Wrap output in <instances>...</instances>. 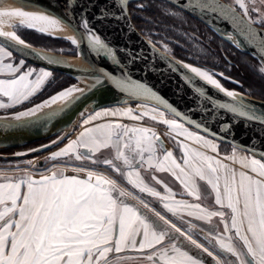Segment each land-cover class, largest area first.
Listing matches in <instances>:
<instances>
[{
    "label": "snow or ice",
    "instance_id": "snow-or-ice-1",
    "mask_svg": "<svg viewBox=\"0 0 264 264\" xmlns=\"http://www.w3.org/2000/svg\"><path fill=\"white\" fill-rule=\"evenodd\" d=\"M186 2L193 10L219 13L224 20H230L237 25L238 33L244 38L245 44L253 47L264 61V33H258L251 27L254 23L264 24V15L253 20L248 15L244 0H237V3L243 9L247 20L237 15L234 9L221 5L218 0ZM29 6L31 5L25 4V7ZM117 6L122 12L125 11L124 0H119ZM253 11L259 12V9L254 8ZM4 18H19L22 26L41 33L54 31L60 23L50 15L20 9L0 10V23ZM81 25L84 28L81 39L86 45L99 57L116 60L121 73L115 75L102 69L95 76L90 89L113 87L120 92L146 97L171 107L147 85L133 80L128 68L121 66L116 59L115 50L97 34L87 19L82 20ZM0 38L15 42L8 46L0 44V73L13 77L0 79V96L7 97L10 101L7 104L0 102V108H7L30 100L52 74L43 69L37 73L31 68L21 72L23 60L16 66L13 63H4L5 58H12L13 51L38 57L41 54L29 53L27 50L30 46L15 31L0 30ZM229 39L236 47H241L239 40L232 41L231 36ZM71 43L76 45L77 40L73 38ZM9 47L13 51H9ZM46 59L51 65L60 63L55 59ZM182 67L193 74L186 77L193 85V91L209 101L213 110L219 107L240 118L264 124V114H256L237 92L223 88L220 81L214 78L215 74L189 64H182ZM260 71L264 72V67ZM17 73L20 74L16 75ZM220 75L223 76L222 73ZM194 79L201 81L204 87L196 86ZM207 86L231 98V102L216 104L206 91ZM77 92L83 94L81 89L75 87L61 90L12 117L15 121L24 123H4L0 127L7 129L41 123L47 125L70 104L80 99H70ZM61 101L64 102L62 107H52ZM152 111L160 116L164 115L158 108L154 107ZM109 115L130 116L133 120H141L147 113L131 115V109L125 112L96 111L83 124L88 125L95 119ZM151 119L156 120V115ZM161 122L177 136L190 140L207 151L180 141L182 155L178 159L173 151L165 148L164 142L150 128L104 123L85 127L77 140L71 141L48 159L57 160L74 155L77 161L90 160L93 164L109 166L140 193L162 201L163 209L172 216L183 220L186 210L188 217L210 225L206 230L200 229L203 234L201 238L209 246L194 238L192 233L198 225L188 221V229L182 230L177 223L151 207L149 202L120 188L116 180L91 170L87 171L86 178H79L66 176L63 171L48 169L51 174H41L40 179H34L31 175L19 179L0 178L7 181L0 182V264H118L119 261L132 259L120 257L119 254L123 252H147L144 258L149 264H206L203 254L211 257L214 264H264V152L257 158L255 149L242 148L248 154L238 156L234 150L230 156L217 158L219 148L214 142L216 133L208 138L207 135L189 131L183 123L175 119H163ZM189 123L194 124L197 129L202 127L195 120ZM207 131L205 128V133ZM62 139L60 137L53 143H59ZM50 146L44 145L42 148ZM105 148L115 150V161L119 163L112 159L102 162L94 159L95 154ZM80 149L84 151H79ZM209 151L215 155H209ZM235 164H239L241 170L238 171L232 166ZM145 165L159 172H171L184 186L187 195L197 201L201 198L199 182H204L215 194V204L231 212L230 222L223 221L224 231L221 233L215 225H211L213 217L224 218L223 211H209L200 203L177 199L176 193L166 185L168 194L162 195L143 181L140 169ZM73 171L80 172L84 169L74 168ZM129 198L137 199L142 208L127 202ZM237 242L240 246H237ZM113 254L115 260L109 259ZM233 257L235 260L231 259Z\"/></svg>",
    "mask_w": 264,
    "mask_h": 264
},
{
    "label": "water",
    "instance_id": "water-1",
    "mask_svg": "<svg viewBox=\"0 0 264 264\" xmlns=\"http://www.w3.org/2000/svg\"><path fill=\"white\" fill-rule=\"evenodd\" d=\"M143 1H162L173 5L206 25L227 43L255 58L264 67V61L261 60L260 54L253 47L247 46L244 38L239 35L237 25L232 24L230 20H224L219 13H201L199 10H193L186 0H124V12L117 6L119 0H0V6L3 2H10L19 6L30 4L31 6L29 7L45 10L71 28L79 39L76 45L73 44L77 47V55L75 56L47 50L32 45L27 41H25L26 44L30 46V49L27 51L29 53L41 54L39 57L34 54L22 55L17 51H13L11 47L8 48L9 51H13V54L34 66L51 72H58L72 78L75 82L68 87H74L84 80L88 81L87 86L82 90L83 94L79 92L71 98L75 100L76 97H80V99L76 100L74 104H70L63 113L47 125L41 123L39 125L7 129L0 127V151L21 148L36 142L48 140V142L41 144L31 151L10 155L8 158L20 159L44 154L64 143L73 133L77 123L89 113L103 108L139 102L153 105L170 113L186 126L210 138L213 133H216L215 140L220 143L239 149H255L257 158H259V154L264 152V124L240 118L219 107H215L213 110L209 101L202 99L193 91V85L186 79V77L193 74L188 69L182 67V64L187 63L162 50L135 26L130 14V4ZM218 2L227 8L234 9L237 15L247 20L230 3L224 0H218ZM84 19H87L97 34L115 50L116 59L120 61L121 66L128 68L133 80L147 85L152 92L166 101L167 105L171 107H167L165 104H160L158 101L146 97H137L127 92H120L113 87L106 86L94 90L90 89V86L94 83L95 76L102 69L115 75H120L121 73L117 67L116 60L110 57H99L81 39V34L84 32L81 21ZM251 27L255 28L258 33H264V28L255 24H252ZM229 36H231L232 41L239 40L241 47H236L230 41ZM60 39L71 42L67 38ZM14 43L13 41H7L6 38H0V44H4L5 46ZM71 57L80 60L83 62V65L69 62L68 58ZM132 57L136 59L132 60ZM46 58L58 60L60 63L58 65H51L47 62ZM194 83L196 86L204 87L198 79H194ZM206 91L213 97L216 104L231 102V98L226 97L223 93H219L217 90L211 88V86H207ZM238 94L256 114H264V100L243 93ZM28 108L0 115V118H2L0 119V124L19 125L24 123L23 121H15L12 117L16 113L25 111ZM173 109H175V112ZM192 120L201 123L202 127L197 129L194 124L189 123ZM205 128L208 129L207 133H205ZM60 137H63V139L59 143H53V141H57ZM44 145L51 146L42 148ZM39 165L44 166V162L40 161ZM205 260L206 264H214L212 258L207 257V255L205 256Z\"/></svg>",
    "mask_w": 264,
    "mask_h": 264
},
{
    "label": "rangeland",
    "instance_id": "rangeland-1",
    "mask_svg": "<svg viewBox=\"0 0 264 264\" xmlns=\"http://www.w3.org/2000/svg\"><path fill=\"white\" fill-rule=\"evenodd\" d=\"M224 1L230 3L231 5L238 7L241 10V12L244 13L243 9H241L239 4L237 3V0H224ZM244 3L248 7V15L253 20H258L261 15H264V0H244ZM156 6L162 12L160 23L159 22L156 23L155 21H153L154 20L153 18H150V19L146 18L147 21L152 22L151 23L152 27L150 28V30H146L147 33L145 36L149 40H151L155 45L160 47L162 50H164L171 56L191 66L199 67L201 69L208 71L209 73L215 74L214 78L218 79L222 87L225 88L226 90H232L238 93L245 94L244 92H241L237 89H231L226 85L228 81L235 82V80H233L232 78L226 75L228 73H233L234 76L238 75L240 76V78H242L245 81L247 80L246 76H250V75L255 76V82L256 81L258 82V79H261L262 77L264 78V72L260 71L262 66L257 60H253L252 58L248 57L249 55L247 54L245 55L244 52L238 50L231 44L224 41L211 29L209 28L207 29L204 25H201L200 23L191 20L190 18L185 16L183 13H181L182 11H177L169 6H164V5H156ZM137 7L145 8V5L141 3V4H137ZM254 8L259 9V12L253 11ZM258 26H260L261 28H264V24L258 23ZM155 28H158V30ZM13 30L24 41H27V40L36 41L38 47L45 48L47 50H51V51L64 54V55H71V56L77 55V47L74 46L70 41L65 40L63 42H60V40H63V39L54 38L52 36H48L46 34L40 33L33 29H28L27 27L20 26L18 24L13 26ZM28 31L34 32L35 36L28 33ZM47 37H51L53 39H59V42L53 41L52 39L47 38ZM221 73L223 74V76L220 75ZM51 74H52L51 77L45 83L42 90L51 81L57 79L58 76L54 72H51ZM254 85L255 87H257L256 84ZM251 86L252 85H250L248 82L245 85L242 84V88L244 89V91H247L248 93L253 92L251 91L253 86L252 87ZM255 92H256V89H255ZM257 94H261V93L257 92ZM125 105L103 108L98 111L100 112H104V111L125 112L128 109H131V115H139L141 113H147V115L143 116V118H146L147 119L146 124H149L151 126H145L143 124L138 126V124H132V127H147L156 133H164V131H162L161 128L158 129L155 126V125H164L161 122L163 119H169V120L175 119L178 122H181L177 118H175L173 115H171L170 113L158 107H155L153 105L139 103V102H133V103L125 104ZM154 107L158 108L160 112L164 113V115L160 116L158 113L153 112L152 109ZM94 113L95 112H91L88 115H86L85 118L80 120L73 130L74 133H72L70 137H76L77 134L82 129L85 128L83 121L93 116ZM0 114H3V113H0ZM153 115H156V120L151 119ZM107 118H116V119H122L125 121L128 120L131 122L141 121V120H133L130 118V116H120V115L116 117L109 115V116H104L99 119H107ZM96 121L97 119H95L93 122H96ZM152 125H154L155 127H153ZM88 126L90 125L88 124ZM164 127H167V130L170 129L167 125H165ZM185 127L190 128L186 125ZM192 132H195L200 135H204L194 129H192ZM170 133L176 138H179L181 141L189 142V145L191 147L195 144L189 140L184 139L183 137L177 136L176 133H174L171 129H170ZM46 142H48V140L43 141V142H36L34 144L24 146L21 148L1 150L0 151V178L11 177L13 179H19L21 177H26L27 175H31L33 178L37 179L41 176L42 172H44L53 163L61 164V165H57V167L63 168V170H66V169L73 170L74 168H83L84 171H89V170L102 171L103 173H105V174L103 173L102 174L108 177L109 179L115 178V176H113V174H110V172H108L106 168L104 169L101 167H95L93 165L85 164V163L84 164L79 163V162L76 163V162L71 161L72 159L64 160L65 158H60L57 160H50L48 159L49 156L46 157L47 155L46 156L44 155L45 153L37 154L35 156H28L25 158L23 157L20 159L8 158V156L10 155H15V154H20V153L31 151ZM214 142L218 145L219 153L221 152V156H222L221 159L225 156H230L234 150L236 151L238 156H243V155L248 154L247 152L242 151L241 149L237 147H234V146L231 147V145L220 143L216 140ZM38 160L43 161L44 166H40ZM225 162L230 163V161H225ZM67 166L69 167L71 166V168ZM232 166L235 167L238 171L241 170L239 164H235ZM108 175H111L113 178L109 177ZM116 175L119 177L115 179L118 182L117 184L120 188L125 189L126 192L131 193L133 196H136L139 199H143L141 197V195H143L145 200L150 203L151 207L159 211L158 207L155 205V201H153V198L147 196V194H141L139 190L131 187L128 183L122 182L124 180L123 178H121V176H119V174L116 173ZM118 179H121V181ZM2 180L3 179H0V181ZM128 202L142 208V206L139 205L137 199L129 198ZM142 210L147 211L146 209H142ZM149 215H151V213H149ZM182 230H187V229L182 228ZM181 239L183 240V238ZM199 242L203 243L201 240H199ZM237 244L239 245L238 242ZM147 254H148L147 252L144 254L137 253V252L120 253L119 254L120 257H131L132 259H125V260L119 261L118 264H149V262L144 258ZM204 256H206V254H204ZM109 259L115 260V254L110 255Z\"/></svg>",
    "mask_w": 264,
    "mask_h": 264
},
{
    "label": "flooded vegetation",
    "instance_id": "flooded-vegetation-1",
    "mask_svg": "<svg viewBox=\"0 0 264 264\" xmlns=\"http://www.w3.org/2000/svg\"><path fill=\"white\" fill-rule=\"evenodd\" d=\"M232 6L235 7L239 12H241V10L238 7H236L234 5H232ZM242 14L244 15V13H242ZM202 25H204V24L202 23ZM255 25L258 26V23H255ZM204 26H206V25H204ZM16 57H18V56H16ZM18 58H20V57H18ZM226 75L229 76L230 78H232L233 80H235V82L234 81L233 82L228 81V83H226V85L229 88L237 89V90H239L241 92H244L247 95L249 94V96L255 97L257 99L264 100V98L261 96V94H257V92H254L253 88L251 89V91H253L252 93H248L247 91H244V89L242 88V84L245 85L246 82H245V80L240 78V76H238V75L234 76L233 73H228ZM146 120H147L146 118H142L141 121H139V122H137V121L136 122H131V121H128V120H126V121L125 120H114V119L109 118V119H105L104 122L105 123H121V124H125V125H127L129 127H132V124H138V126H140L142 124L145 125V126H151L149 124H146ZM152 126L153 127L156 126L158 129L161 128L162 131H164V133H156V132L155 133L157 134V136H159L160 140H162L164 142L165 148L167 150L173 151L174 156H176L179 159L180 156L182 155V149L180 148V144H179V142L181 140L179 138H176L175 136H173L170 133V129L167 130V127H164L165 125H155V126L152 125ZM164 128H166V129H164ZM167 136H169V137H167ZM157 144H159V141H157ZM79 151H84V150L80 149ZM158 155H162V153H158ZM221 157L222 156H221V152H220L219 156L217 158H221ZM94 159L97 160V161H100V162H102L103 160H106V159H112V160H114V162H116L115 161V150L113 148L101 149L99 152H97L95 154ZM64 160H71V161L76 162V163L79 162V163H83V164L84 163L85 164H90V165H93L95 167H101V168H104V169L106 168V170L108 172H110V174L116 175V173L114 171H112L109 166H106V165H103V164H93V163H91L90 160L77 161V160H75L74 155H71L69 157H65ZM116 163H119V162H116ZM158 172L159 171H157L154 168H148L147 165H145L144 168L140 169L141 177H142L143 181L146 184H148L150 186H153V187H156V188H161V189L165 188V185L167 187H171V184L168 181H166L165 179H163V175H161L162 176V178H161V176H159L160 172L159 173ZM153 177H155V179H153ZM121 178H123V180L126 183H128L127 180L123 176H121ZM157 181H160V182L157 183ZM199 184H200V194H201V198H200L199 201L195 200L194 197H191V196L187 195V192L182 193L181 195L177 194L176 198L177 199H183V200H185L188 203H200L202 207L208 209L209 211H223L225 213V216H224L223 219L221 217H213L212 220H211V225H215L218 228L219 232L222 233L224 231L223 221L227 220V221L230 222L231 212H230L229 209L221 208L219 205L215 204V194L211 191L210 188H208V186L204 182H199ZM129 185L131 187H133L131 184H129ZM173 185H174V183H173ZM173 185H172V187H173ZM181 190H183V189H181ZM153 201H155V205L158 207L159 211L162 214L166 215L167 218H169L173 222L177 223V225L179 227H182L184 229H188V227H189V224L187 223L188 221L198 225L197 229H194L192 234L194 235L195 238H198L199 240H201L205 244V246H209L208 243L201 238L203 234L200 233V229L203 228V229L206 230V229H208L210 227V225L206 224L203 221H198L194 217H188L186 215V212H185V214L183 216V220H181L179 217L172 216L171 213H168L165 209H163V205L161 204V202H159V201H157L155 199H153ZM152 203H154V202H152ZM198 233H200V234L197 235ZM237 246H240V245L237 244ZM204 258H205V256H204Z\"/></svg>",
    "mask_w": 264,
    "mask_h": 264
},
{
    "label": "trees",
    "instance_id": "trees-1",
    "mask_svg": "<svg viewBox=\"0 0 264 264\" xmlns=\"http://www.w3.org/2000/svg\"><path fill=\"white\" fill-rule=\"evenodd\" d=\"M141 3H143V5H145V8H138L137 7V4H141ZM141 3H132V4H130V14H131V17L133 19V22H134L135 26L139 29V31L143 35H146V33H147L146 30H150V28L152 27V25H151L152 22L147 21L146 18H148V19L153 18L154 19L153 21H155L156 23H158V22L160 23V20H161V17H162V12L157 8L156 5L169 6V7L173 8V9H175L177 11H181V10L177 9L176 7H174L173 5H171L169 3H166V2H162V1H144V2H141ZM181 13H183L185 16H187L191 20L200 23L199 21H197L194 18L190 17L186 13H184V12H181ZM200 24L202 25V23H200ZM155 29L158 30V28H155ZM28 33L34 35V32H32V31H28ZM47 38H50L53 41L59 42V39H53L51 37H47ZM27 41L30 44H32V45L38 46L36 41H29V40H27ZM63 41H65V40H60V42H63ZM178 50H179V48H178ZM246 54L247 53H245V55ZM247 55H249V54H247ZM248 57L252 58L253 60H256L255 58H253L250 55ZM54 73L58 76L57 79L51 81L30 102L24 104L18 110L30 107V106H32V105L44 100L45 98L55 94L59 90H62L65 87H68L69 85H71V83L75 82L72 78H70L68 76L60 74L58 72H54ZM246 79L247 80L245 82L246 83L248 82L250 85L253 86L254 92H255V89H256V92H260L261 96L264 98V78L262 77L261 79H258V82L257 81L255 82V76L250 75V76H246ZM254 84H256L257 87H255Z\"/></svg>",
    "mask_w": 264,
    "mask_h": 264
},
{
    "label": "crops",
    "instance_id": "crops-1",
    "mask_svg": "<svg viewBox=\"0 0 264 264\" xmlns=\"http://www.w3.org/2000/svg\"><path fill=\"white\" fill-rule=\"evenodd\" d=\"M17 56V55H16ZM15 56V54H13V56H12V58L11 59H8V58H5V60H4V63H13L14 64V66H16V65H19V62L21 61V60H23V59H21V58H18V57H16ZM24 61V65H23V68H21V72H23L25 69H29V68H31V69H34L35 70V72H39L41 69H43V70H46V69H44V68H40V67H37V66H34V65H32V64H30V63H28V62H26L25 60H23ZM38 69H39V71H38ZM46 71H48V70H46ZM20 73H17L16 75H19ZM8 78H13V77H11V76H9L7 73H0V79H8ZM43 88V87H42ZM42 90V89H41ZM40 90V91H41ZM39 91V92H40ZM39 92H37L33 97H31L30 98V100H28V101H24L23 103H20V104H16L15 106H13V107H7V108H0V113H3V114H10V113H13V112H17V111H20V110H18V109H20V107L21 106H23L24 104H26V103H28V102H30ZM0 102H3V103H5V104H7V103H10V101L8 100V98L7 97H3V96H0ZM28 108V107H27ZM25 109V108H24ZM22 110V109H21ZM0 115H2V114H0ZM107 119H109V118H107ZM111 119H114V120H122V119H116V118H111ZM104 120L105 119H97V121L96 122H92V123H90L89 125L90 126H88V125H85V127H93V126H95V125H98V124H104L105 122H104ZM184 124V123H183ZM188 130L189 131H192V129L191 128H188ZM82 131H84V129H82L78 134H77V136L76 137H70V138H68L64 143H62L61 145H59V146H57V147H55L54 149H52V150H50L48 153H45L44 155L46 156V157H50L53 153H55V152H57V151H59V150H61V149H63L64 147H66V145L68 144V143H70L71 141H73V140H77L78 139V137L80 136V133L82 132ZM190 141V140H189ZM184 143H187V144H189V142H187V141H183ZM192 142V141H191ZM192 147H195V148H200V146L199 145H197V144H194ZM200 150H202V151H207L206 149H203V148H200ZM208 154L209 155H214L213 153H211L210 151L208 152ZM48 157V158H49ZM38 162H39V160H38ZM57 165H61V164H59V163H53L52 165H50L44 172H42V174H44V175H50L51 173L48 171V169H52V170H54V171H63L64 172V175H66V176H78L79 178H86V173H87V171H81V172H75V171H73V170H71V169H66V170H63V168H59V167H57ZM66 166V165H65ZM67 167H69V166H67ZM69 168H71V166L69 167ZM96 173H99V174H102L103 172L102 171H96V170H94ZM159 173V172H158ZM103 174H105V173H103ZM102 174V175H103ZM119 174V176H122L120 173H118ZM161 175H163V179H165L166 181H168L170 184H171V187H167V188H170L171 190H172V192L173 193H176V196H177V194H182V193H185L186 192V190H185V188H184V186L180 183V181H178V180H176L175 179V177L172 175V173L171 172H160L159 173V176H161ZM109 177H112L111 175H108ZM113 176H115V178H119L117 175H114L113 174ZM113 178V177H112ZM115 178H113V180H116ZM161 178H162V176H161ZM34 179H36V178H34ZM37 179H40V177L39 178H37ZM118 180H120L121 181V179H118ZM0 182H7L6 180H2V181H0ZM122 182H125V181H122ZM173 183H174V185H173ZM172 185H173V187H172ZM149 187H153V186H150V185H148ZM178 187V188H177ZM153 188H155L157 191H160L161 192V194L162 195H167L168 193H167V191H166V188H156V187H153ZM209 188V187H208ZM181 189H183V190H181ZM125 190V189H124ZM138 190V189H137ZM141 194H146V193H141ZM148 196V195H147ZM141 197L145 200V198H144V196L143 195H141ZM150 197V196H149ZM151 198H153V197H151ZM153 199H155V200H157L156 198H153ZM157 201H159V200H157ZM128 202V201H127ZM159 202H161V204L163 205V202L162 201H159ZM130 203V202H129ZM185 212H186V210H185ZM231 259H233V260H235V258L233 257V258H231Z\"/></svg>",
    "mask_w": 264,
    "mask_h": 264
},
{
    "label": "bare ground",
    "instance_id": "bare-ground-1",
    "mask_svg": "<svg viewBox=\"0 0 264 264\" xmlns=\"http://www.w3.org/2000/svg\"><path fill=\"white\" fill-rule=\"evenodd\" d=\"M13 9H20L23 11H28V12H37V13H41V14H47L50 15L51 17L57 19L56 17H54L53 15H51L50 13L46 12L45 10H41V9H37V8H32V7H25V6H19L10 2H3V4L0 6V10H13ZM59 20V19H58ZM60 21V20H59ZM16 24H20V20L19 18H4L3 22L0 23V30L2 31H6V32H12L13 31V26ZM21 25V24H20ZM47 35L53 36L55 38H67L69 40L71 39H76L77 43L79 41V39L77 38L76 34L73 32V30L71 28H69L66 24H64L63 22L60 21V23L56 26V29L54 31H49L47 33H45ZM64 40V39H63ZM69 62H73L75 64H82L83 62H81L80 60L74 59V58H68ZM204 70V69H202ZM88 84V81L84 80L79 82L77 85H75V88L81 89L83 90ZM74 93L73 97L78 94ZM71 97V98H73ZM70 98V99H71ZM64 104L63 101L58 102L56 105H53V108H58L60 106H62ZM126 106V105H125ZM45 111H48V109H45ZM81 123V122H80ZM74 133V131H73ZM69 140V139H68ZM232 147V146H231Z\"/></svg>",
    "mask_w": 264,
    "mask_h": 264
},
{
    "label": "built area",
    "instance_id": "built-area-1",
    "mask_svg": "<svg viewBox=\"0 0 264 264\" xmlns=\"http://www.w3.org/2000/svg\"><path fill=\"white\" fill-rule=\"evenodd\" d=\"M117 182V181H116ZM118 183V182H117Z\"/></svg>",
    "mask_w": 264,
    "mask_h": 264
}]
</instances>
